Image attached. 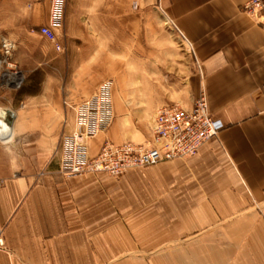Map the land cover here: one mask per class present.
Wrapping results in <instances>:
<instances>
[{"label":"crops","instance_id":"crops-1","mask_svg":"<svg viewBox=\"0 0 264 264\" xmlns=\"http://www.w3.org/2000/svg\"><path fill=\"white\" fill-rule=\"evenodd\" d=\"M245 1L138 0L129 34L120 3L115 34L95 27L112 24L109 12L88 13V32L64 21L53 77L41 50L12 80L0 72V107L12 112L0 127V264H264V36ZM36 2L42 14L17 20L14 7L6 23H43L48 0ZM149 10L164 16L192 58L182 94L174 92L169 59L161 80L141 75L143 56L164 52L156 22L146 23ZM112 74V88L125 95L165 88L187 106L202 91L223 126L191 156L115 175L64 173L67 138L78 126L74 107ZM101 133L84 142L88 156Z\"/></svg>","mask_w":264,"mask_h":264},{"label":"built area","instance_id":"built-area-1","mask_svg":"<svg viewBox=\"0 0 264 264\" xmlns=\"http://www.w3.org/2000/svg\"><path fill=\"white\" fill-rule=\"evenodd\" d=\"M62 3L63 0H50L46 21L37 27L38 33L50 40L57 50L62 46L56 40L54 26L62 22ZM136 6V1L132 2V7ZM244 10L258 17L264 36V0H246ZM14 47L13 39L0 30V72L6 81L12 80L17 72L12 59ZM107 82H102L96 94L74 107L79 126L67 138L69 149L63 156L61 169L64 173L105 172L115 175L127 168L191 156L223 126L219 118L209 113L205 94L201 91L187 106L176 101L159 104L149 119V135L144 140L114 143L104 139L96 153L88 156L84 138L93 134L100 121L103 123L109 119L106 107L109 103L104 91ZM5 114L4 108L0 107V127ZM5 134L0 132V139H4Z\"/></svg>","mask_w":264,"mask_h":264},{"label":"rangeland","instance_id":"rangeland-1","mask_svg":"<svg viewBox=\"0 0 264 264\" xmlns=\"http://www.w3.org/2000/svg\"><path fill=\"white\" fill-rule=\"evenodd\" d=\"M37 0H0V30L6 34L8 37L12 38L15 42V47L12 51V59L16 65V71L24 68V66H32L39 59L38 50L44 52L47 56V69L48 74L52 77L54 76V65L55 54L57 49L54 47L53 43L42 36L37 31V27L39 24L36 23H24V24H15L9 25L6 23L7 16L12 12L14 7H19L16 10L17 20L25 16L26 19H29L30 16H37V14L41 13V8H44L42 4L36 2ZM138 0H63L62 3V22L60 25L54 26L56 36L57 34H61L65 32L63 23H70V26L73 27L74 32H88L90 31V26H87L85 23V18L87 14L94 13V16H103L104 13L109 12L110 19L112 24L105 26H95L96 28L103 29L102 32L106 34H115L120 28L119 25H113V21L115 18L114 12L119 11L118 6L120 3H126V19H127V32L133 33L136 28L135 26V17L137 15L135 9L132 7V2ZM111 4V5H106ZM50 0H48V10L47 16L49 14ZM112 7V8H111ZM149 10L148 18H146V23L156 22V26L158 28V32L161 34L159 38L160 44H163L164 52L161 56L151 57V51L148 56H143V74L144 80L151 81V78L154 82L157 80H161V76L166 74V61L170 60L169 68H172L174 73L169 71V75L173 74L175 77V88L174 92L182 94L183 86L180 82V78L186 76L189 69L192 66V58L186 51V46L183 42H181L176 34L172 32L170 25L165 22L164 16L159 12ZM20 14V15H19ZM46 21V20H45ZM44 21V22H45ZM41 24V23H40ZM94 28V26H92ZM122 31V28H121ZM146 32H149L148 29ZM162 41V42H161ZM157 43V42H155ZM128 44H134V41L128 42ZM145 44V42H144ZM151 42H146L145 46L148 48L152 47ZM156 48V46H154ZM161 48V47H160ZM130 52L129 54H131ZM43 54V53H42ZM156 54V53H154ZM153 59L155 62L154 65L151 64L150 60ZM131 66L128 65V69L132 72L128 73V75L133 76L134 74V57L130 58ZM164 62V64H163ZM163 64V65H162ZM151 68H153L152 73ZM117 69V68H116ZM167 69V68H166ZM162 70V71H161ZM21 75V72H16V74ZM36 78L38 77V72L35 71ZM113 77H106L99 83L106 82L108 87L105 88V92L108 98L107 112L109 113V119H107L103 123H98L97 127L93 130V133H101L104 134V139H109L113 141L117 140H130V141H139L143 140L148 131V123L151 115L153 114L155 108L158 104L163 102H171L176 101L172 99H168L167 95L172 92V90H167L165 88H142V89H129L126 91V95L124 93L125 90H121L123 93L120 94V90L112 88L113 86ZM116 77V76H115ZM116 81V80H115ZM149 84V83H148ZM98 85V86H99ZM98 90L94 89L91 93L87 95L88 98L92 96V94H96ZM116 93V101L113 96ZM120 94V98H119ZM126 98V99H124ZM158 98V99H157ZM127 103H126V102ZM153 101V103H151ZM177 102V101H176ZM179 103V101H178ZM78 126L79 122L77 121ZM110 129V134L106 133L107 130ZM91 138V136H87L84 138V142Z\"/></svg>","mask_w":264,"mask_h":264},{"label":"water","instance_id":"water-1","mask_svg":"<svg viewBox=\"0 0 264 264\" xmlns=\"http://www.w3.org/2000/svg\"><path fill=\"white\" fill-rule=\"evenodd\" d=\"M11 114H12V112H11V110H7L6 111V120L8 121V119L10 118V116H11Z\"/></svg>","mask_w":264,"mask_h":264}]
</instances>
